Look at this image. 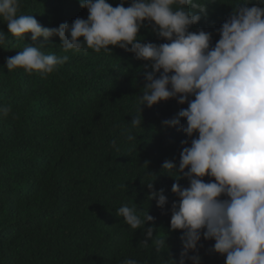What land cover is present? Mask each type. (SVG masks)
<instances>
[{
    "label": "trees",
    "instance_id": "obj_1",
    "mask_svg": "<svg viewBox=\"0 0 264 264\" xmlns=\"http://www.w3.org/2000/svg\"><path fill=\"white\" fill-rule=\"evenodd\" d=\"M121 2L109 0L112 6ZM235 2L209 0L207 15L190 30L212 33L214 44ZM20 14L34 15L44 27L54 28L78 17L87 19L88 11L80 0H22ZM6 23L0 20V30L7 33ZM7 35L0 48V106L11 107L7 117H0V264L178 260L181 232L170 231L171 204L178 200L171 191L176 181L161 173L164 161L179 164L181 141L188 137L179 128H165L162 121L187 105L172 99L145 106L143 126L132 128L146 82V61L119 47L109 53H63L59 37H53L41 38L42 50L70 57L57 71L46 77L19 68L9 72L7 58L33 42L30 36ZM140 35L145 43L167 42L151 26ZM128 131L135 140L122 135ZM154 179L155 189H163L168 197L163 213L155 200L148 201L145 182ZM179 183L188 186L187 179ZM125 204L138 212L149 210L156 217V235L166 238L169 232L170 247L157 252L151 241L142 244L144 230L131 229L117 216ZM201 244L202 264H225L224 256L211 251L214 241L202 239Z\"/></svg>",
    "mask_w": 264,
    "mask_h": 264
},
{
    "label": "clouds",
    "instance_id": "obj_2",
    "mask_svg": "<svg viewBox=\"0 0 264 264\" xmlns=\"http://www.w3.org/2000/svg\"><path fill=\"white\" fill-rule=\"evenodd\" d=\"M208 1L131 0L125 7L128 0L116 6L109 0H80L87 19L48 28L34 15H18L22 0H0V20L8 28L7 33L0 30V48L7 34L30 36L33 43L7 58L6 67L42 77L70 57L46 54L41 38L59 37L63 53H109L119 47L146 61V82L131 127L143 126L145 106L172 99L187 105L162 121L165 128H179L188 137L181 141L179 164H162L161 174L176 181L171 191L178 197L171 204L170 231L181 232L182 249L172 264H202V239L214 241L211 251L224 256L225 264H264V0H236L214 44L212 33L190 30L207 15ZM146 25L167 42H142L140 31ZM10 112V106H0V117ZM122 135L136 139L130 131ZM205 177L210 179L205 182ZM182 179L187 187L179 183ZM154 181H144L148 201L155 200L163 213L168 197L155 189ZM117 216L131 229L144 230L142 244L151 241L157 252L169 246V232L166 238L156 235V217L149 210L138 212L125 204ZM148 222L153 226L146 228Z\"/></svg>",
    "mask_w": 264,
    "mask_h": 264
}]
</instances>
